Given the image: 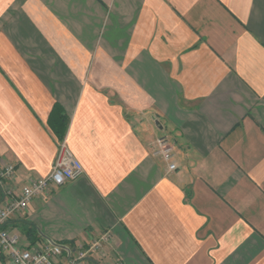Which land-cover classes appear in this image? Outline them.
<instances>
[{
  "label": "crops",
  "instance_id": "0c3cea01",
  "mask_svg": "<svg viewBox=\"0 0 264 264\" xmlns=\"http://www.w3.org/2000/svg\"><path fill=\"white\" fill-rule=\"evenodd\" d=\"M61 131L84 173L10 216L22 247L109 233L85 264H264V0H0V207Z\"/></svg>",
  "mask_w": 264,
  "mask_h": 264
},
{
  "label": "built area",
  "instance_id": "2783aa9c",
  "mask_svg": "<svg viewBox=\"0 0 264 264\" xmlns=\"http://www.w3.org/2000/svg\"><path fill=\"white\" fill-rule=\"evenodd\" d=\"M154 155L161 156L167 163L168 171L177 170V152L175 143L169 134L160 135L155 141ZM15 167L4 163L0 171V185L14 177ZM84 173V167L75 156L67 141L58 142V152L51 173L45 178L31 179L24 185L18 196L10 189H4L5 199L0 207V252L10 264H85L92 253L102 252L104 245L111 240L109 233H104L88 246L65 249L59 243H48L42 247H22L20 237L6 228L11 215L26 211L29 203L44 194L51 186H60L75 180ZM120 264V263H117Z\"/></svg>",
  "mask_w": 264,
  "mask_h": 264
},
{
  "label": "trees",
  "instance_id": "16d2710c",
  "mask_svg": "<svg viewBox=\"0 0 264 264\" xmlns=\"http://www.w3.org/2000/svg\"><path fill=\"white\" fill-rule=\"evenodd\" d=\"M62 108L58 105H55V107L53 108V111L51 113V118L55 119L59 124L58 126L60 128H62V126H64L65 122H66V116L63 114L62 112ZM60 134V137H61V140L64 139L63 135H62V131L61 133L59 132ZM34 230V229H33ZM39 231H28V234H29V238L31 237L30 235H33V234H38ZM7 259L5 257V255H3L1 252H0V264H7Z\"/></svg>",
  "mask_w": 264,
  "mask_h": 264
},
{
  "label": "rangeland",
  "instance_id": "374dc122",
  "mask_svg": "<svg viewBox=\"0 0 264 264\" xmlns=\"http://www.w3.org/2000/svg\"><path fill=\"white\" fill-rule=\"evenodd\" d=\"M7 264H10V263L7 261Z\"/></svg>",
  "mask_w": 264,
  "mask_h": 264
}]
</instances>
